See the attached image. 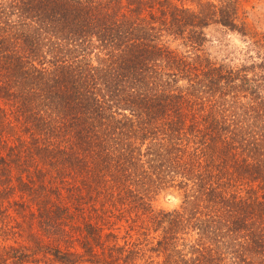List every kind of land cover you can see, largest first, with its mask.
<instances>
[{"label":"trees","instance_id":"16d2710c","mask_svg":"<svg viewBox=\"0 0 264 264\" xmlns=\"http://www.w3.org/2000/svg\"><path fill=\"white\" fill-rule=\"evenodd\" d=\"M250 1L0 0V264H264Z\"/></svg>","mask_w":264,"mask_h":264},{"label":"rangeland","instance_id":"374dc122","mask_svg":"<svg viewBox=\"0 0 264 264\" xmlns=\"http://www.w3.org/2000/svg\"><path fill=\"white\" fill-rule=\"evenodd\" d=\"M245 10L250 22H252L258 30H264V0H251L245 5ZM207 41L206 49L211 56L224 57L237 56L239 50L244 49L245 41L236 31L218 24L209 22L205 26ZM171 197H170V196ZM179 197L176 193H161L154 201V205L161 207H171L178 203ZM41 256V255H40ZM38 256V257H40ZM36 264H55L48 258L40 257ZM84 264H88L84 262Z\"/></svg>","mask_w":264,"mask_h":264},{"label":"water","instance_id":"95a60500","mask_svg":"<svg viewBox=\"0 0 264 264\" xmlns=\"http://www.w3.org/2000/svg\"><path fill=\"white\" fill-rule=\"evenodd\" d=\"M170 196V195H169ZM171 197V196H170Z\"/></svg>","mask_w":264,"mask_h":264}]
</instances>
